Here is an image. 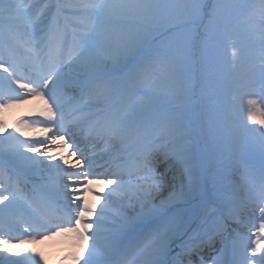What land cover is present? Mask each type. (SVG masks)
I'll use <instances>...</instances> for the list:
<instances>
[{"label": "snow or ice", "instance_id": "1", "mask_svg": "<svg viewBox=\"0 0 264 264\" xmlns=\"http://www.w3.org/2000/svg\"><path fill=\"white\" fill-rule=\"evenodd\" d=\"M167 7L180 10L167 31L176 37L183 33V38H176L171 49H152L148 60L165 64L173 73L178 74L181 64L195 55V41L204 63L216 47L231 39L229 31L217 23L222 9L255 8L251 19L254 23L258 17L264 33V0L251 6L215 2L210 8L201 0H184L178 5L44 0L43 7L25 0H0V264H48L35 247L26 246L57 238H63L69 249L61 264H96L98 255L108 264H184L182 257L214 246L217 238L225 251L217 254L213 264H264V206L259 207L251 243L235 262L226 250V234L228 220L236 219L239 209L214 220L213 227L201 236L215 212L205 210L200 216L196 209L182 207L210 193L199 194L194 180L185 183V177L193 175L194 160L189 138L180 128L163 126L134 168L127 170L119 164L116 171L97 170L106 166L96 165L82 147L80 137L89 122L85 139L119 141L124 135L137 134L139 128L123 126L114 101L146 73L144 64L133 67L144 37L127 43L126 54L117 55L97 33L93 21L117 13H138L149 24H157L162 23L160 10ZM231 55L237 56L234 44ZM108 63H119L128 72L127 78L108 79L111 74L102 70ZM73 86L88 97L86 102L67 98L66 88ZM172 91L178 100L182 97L179 83ZM36 101L42 104L9 126L11 110ZM247 105L248 122L264 129V87L250 94ZM90 107L96 111H88ZM45 170L57 173L62 187L53 186L49 176L29 189V175ZM125 174L130 178L127 185ZM132 176H137V183H131ZM258 196L264 204V178ZM118 199L125 203L117 206ZM18 206L29 209L31 219L16 217L24 226L18 236H12L6 225ZM184 236H189V243L175 251L177 240ZM174 251L175 259L170 262L167 257Z\"/></svg>", "mask_w": 264, "mask_h": 264}, {"label": "bare ground", "instance_id": "2", "mask_svg": "<svg viewBox=\"0 0 264 264\" xmlns=\"http://www.w3.org/2000/svg\"><path fill=\"white\" fill-rule=\"evenodd\" d=\"M25 2L37 4L40 7H43L44 0H25ZM111 2L146 3L154 1L111 0ZM93 25L97 33L103 35L106 41H109L115 54L117 55L122 53L126 54L125 45L140 37H144V30L149 28L146 24V20L141 14L138 13L112 14L101 19L94 20ZM150 32L154 33L155 31L151 30ZM150 45L151 42L147 38H145V43L138 45L139 51H137L133 57L136 59V64H134L133 67H139V64H137L139 61L138 54L141 51H146ZM162 67L164 74L161 76L156 71L153 73L151 72L150 75L144 74L139 76L135 78L134 84H132L130 87L124 88L115 98V100H118L119 104L121 105H116L115 111L120 113L123 120V126L125 128H139L137 134L133 136L124 135L119 141L115 139H109L105 142L98 141L95 143V145H97L95 148H93V142H87L85 140V145L87 144L90 147V149L87 150V154H89L88 156L95 158L94 162L96 165H106V169L98 168L97 170L114 171V168H117L118 164L115 163V161L119 158L123 159L119 164L121 165V169H132L136 164L135 159L137 157L139 159L141 158V155L150 139L160 135L163 126L171 124L174 127L180 128L189 138L194 160L193 175L191 177H185V183H187L189 179L194 180L199 184V194H203L205 192L210 193V195L205 198L207 199L208 203H206V206L201 214L198 212V206L203 201L201 199H193L190 204L182 205V207H185L189 210L196 209L200 216L204 215L205 210H208L209 212H215V216H213L212 219L208 221V224L204 226L200 234L203 236L205 232H208L213 227L214 220L227 216L228 213L234 208L239 209V214L237 217H241L242 214L246 213L250 215L256 214L253 217L249 216L247 218H242L243 222L240 221L241 224L239 226L233 225V219L228 220L229 232L226 234V250L230 253L229 258L235 262L237 258H243L246 247L251 243V232L254 230V226L259 223V207L264 206V204H262L261 200L257 197H250L247 194L249 187L245 176L239 172L238 167L234 164L235 158L233 159L231 157L229 160H225L223 157L217 155V161H220V159L222 160V162H220L221 169L217 170V172H213L212 170H208V172L211 173L209 177L212 179V181H214L218 188H216V186L210 187L208 185V177L205 170L204 172L200 171L198 140L187 117L191 109L187 95L182 93V97L178 100L172 91L177 86V83H179L181 89L185 83L181 81V78L177 74L169 70L165 64H162ZM259 69L260 71L258 73L263 74L264 67H260ZM102 70L105 73H110L111 75L108 77V79L112 80H121L127 78L128 76V72L123 70L119 63H108ZM254 75V80H256L258 84H261L262 80L259 79L257 74L254 73ZM260 90L261 89L259 87L255 88L254 86L237 93L238 100L236 105L239 113L245 117V124L238 126V128L243 132L245 138L248 141H254L252 136L255 133H259L256 140L258 145L264 144V129H260L257 125L248 122L247 100L249 99L250 94L259 93ZM66 95L67 98L79 103H83L84 99H88V97L82 94L79 89L75 88V86L66 88ZM256 98L259 99V96ZM41 104V101H36L33 104L20 106L11 110L7 117L9 126H11L20 116L28 115L33 111V109L39 107ZM88 111L95 112L96 109L94 107H90ZM214 117H217L215 112L209 111V122L214 129H218V126L214 122ZM132 140H136L140 144V148L136 153V157L131 156L130 152L125 151L126 145ZM203 142L205 141L203 140ZM106 160L107 162L104 163ZM206 165H208V163H206L205 166ZM157 171H160L159 166H157ZM49 176L52 178L53 186L60 185L62 187L63 181L61 177L55 172L50 173L45 170L42 173L29 175L27 178L29 189L31 187L29 183L30 179L34 183L40 180L42 177L47 178ZM123 178L125 184L127 185L130 179L129 176L125 174ZM137 179V176H132L131 183H137ZM167 179L169 181L172 179L171 173H169ZM99 187L103 186L101 185ZM29 189H26L25 191L27 192ZM211 190H214V197H211ZM164 195H167V192H165ZM90 199H94V197H90ZM215 200L223 201L224 205L217 206ZM5 203H7V201H5ZM124 203L125 202L123 200L118 199L116 201L117 206L123 205ZM155 203L158 204L159 200H156ZM0 207H2V205H0ZM61 210H63L62 204ZM11 215L13 219L8 225H6V231L10 232L12 236H18L24 225L18 223L15 218L20 217L21 219L30 221V210L24 206H18L13 210ZM197 224H199V221H197ZM189 235H191V233H189ZM217 242L218 239L215 241V244ZM188 243L189 236H184L183 239H180L179 243L174 246L175 251H179L180 248L184 247L185 244ZM179 246L180 248H178ZM26 247H35L36 250L45 257L48 264H61V261L69 250L68 245L63 238H57L54 241L38 243L36 245H28ZM210 247L212 246H204L198 253L200 254L204 252V250L208 251ZM14 251L22 252L23 249L14 248ZM175 251L171 256L167 257L170 262L175 259ZM220 251L222 253L225 251V249L220 247ZM198 253H195L191 256H196ZM216 257L217 256L206 255L205 259L209 260V262L206 264H213V259ZM182 259L184 260V264H188L189 261H186V257H182ZM96 264H108V261L103 255H98L96 257Z\"/></svg>", "mask_w": 264, "mask_h": 264}, {"label": "rangeland", "instance_id": "3", "mask_svg": "<svg viewBox=\"0 0 264 264\" xmlns=\"http://www.w3.org/2000/svg\"><path fill=\"white\" fill-rule=\"evenodd\" d=\"M154 2L166 4V5H178L183 3L184 0H153ZM212 0H201L202 3L210 5ZM214 2H220L222 4H246V5H258L259 0H214ZM179 9L175 7H167L160 10L158 18L162 23L149 24L146 21V24L149 28L144 30V37L153 40L154 44L150 47L148 53H152L154 48H166L171 49L176 38H183V33L179 37H176L174 32H168L167 27L170 26L179 15ZM257 10L253 7H248L243 10H229L222 9L218 14L217 23L225 27L230 34L231 39L218 47H216L210 56L205 58L204 63H201L200 53H199V42L195 41V55L190 56L187 61L183 62L180 66L178 75L182 77L183 80H187V70L192 72L194 81L191 85H186V88H182V93L188 95L189 99L192 100L191 105L193 106L192 112L189 113V120L193 122L196 121V118L199 120L200 117L206 121V110L203 111L201 115L200 106H208V108H213L216 97H222L224 100L219 101L224 104L233 106L230 110V121L234 120H243L237 116V111L234 102H236L235 93L237 91L244 90L247 87L256 85L255 75L257 74L259 79H262V74H259L260 67H264V33H262L258 17H256L255 22L253 23L252 17ZM138 29V28H137ZM154 30V33L150 31ZM109 42V41H107ZM234 44L237 51V56L235 58L231 55L232 45ZM236 62L235 66H233ZM163 64V63H162ZM149 67L152 68L146 69V71H156L160 74H164L161 62L154 60L149 62ZM252 68V72L248 73V69ZM251 71V70H250ZM249 71V72H250ZM177 74V73H175ZM264 74V69H263ZM227 76H230L227 79ZM264 80V79H263ZM241 83V87L236 83ZM264 87L263 85H260ZM186 89V90H185ZM234 109V110H233ZM235 112V113H234ZM244 122V121H243ZM196 135L200 138V133L198 126L195 127ZM226 136V131L223 129L217 133L218 135ZM207 134V143L209 145H215L211 139L213 137V132L211 126L207 124L206 127ZM236 134L237 144H236V153L242 150L249 148L252 152V155L256 160L264 164V144L259 146V150L252 151V146L244 142V137L237 131L233 130V135ZM256 136V135H254ZM223 145V144H221ZM200 154L203 155L204 147L203 144H199ZM224 149V147H223ZM203 158V157H202ZM238 166L241 168V161ZM254 172V176L261 182L264 176L258 175L255 169H251ZM258 192V191H256Z\"/></svg>", "mask_w": 264, "mask_h": 264}]
</instances>
